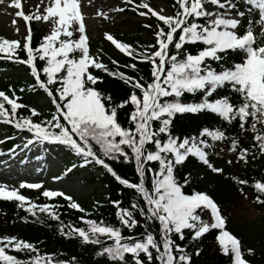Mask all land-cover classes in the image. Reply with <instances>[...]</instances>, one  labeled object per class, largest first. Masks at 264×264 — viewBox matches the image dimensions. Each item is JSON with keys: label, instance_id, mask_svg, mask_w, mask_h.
<instances>
[{"label": "snow or ice", "instance_id": "obj_1", "mask_svg": "<svg viewBox=\"0 0 264 264\" xmlns=\"http://www.w3.org/2000/svg\"><path fill=\"white\" fill-rule=\"evenodd\" d=\"M124 2L133 9L146 10L139 11L141 17L157 18L154 27L144 25L153 31L154 42L137 51L111 34H106V39L133 60L147 63V78L109 71L91 53L80 0H48L42 10L38 7L32 14L16 12L26 22L24 42L21 45L19 40L0 37V53L29 68L35 82L32 87L45 92L54 110L43 116L31 108L28 117H17V110L25 105L0 90V122L28 131L23 149L48 143L74 153L82 163H73L65 174L77 167L99 165L120 186L119 196L131 191L126 206L122 199L109 198L119 226L81 216L84 227L68 226L65 232L61 224L58 229L66 237L98 246L95 255L109 264H194L193 257L202 252L199 241L213 230L230 264H252L247 256H254L255 249L243 248L241 240L227 230V219L218 203L208 192L196 190L192 174L180 169L195 158L213 173L224 174V168L210 162L215 142L230 141L228 152L236 163L247 165L258 156L264 157V0H175L174 14H162V9L157 11L143 0L140 4ZM14 6L23 7L20 0H14ZM257 15L258 20L254 19ZM97 16L106 19L108 13L100 11ZM33 21L50 26L36 46L32 45ZM17 49H22L26 58L21 59ZM125 67L140 71L136 63ZM90 69L118 77L129 87L127 95L116 100L98 89L102 77ZM186 94L198 98L188 101ZM121 112H125L126 121H121ZM178 114H214L222 124L235 123L241 133H251L253 142L250 147L241 146L239 137H229L222 126H203L185 133L176 125ZM9 151L15 155L14 149ZM113 163L131 164L135 179L122 175ZM233 163L227 160L228 165ZM232 179L240 185L249 183L247 179ZM24 187L41 189L42 184L22 182L20 188ZM253 187L258 193L255 201L264 205V179H255ZM240 191L243 194V188ZM42 195L62 197L71 209L86 211L64 191L45 189ZM0 198L19 201L21 206L30 201L18 189L9 190L5 185H0ZM36 208L59 220L53 206L29 203L33 215ZM138 227L142 231L137 232ZM9 249L36 251L32 243L5 235L0 237L2 264H79L75 257L53 261L51 254L36 255L25 262L9 254Z\"/></svg>", "mask_w": 264, "mask_h": 264}, {"label": "trees", "instance_id": "obj_2", "mask_svg": "<svg viewBox=\"0 0 264 264\" xmlns=\"http://www.w3.org/2000/svg\"><path fill=\"white\" fill-rule=\"evenodd\" d=\"M175 7V0H171L170 8L172 14L175 13ZM254 19L258 20V15L254 17ZM157 23L158 21L156 20L155 23L151 25L154 27ZM254 27L256 30L259 29L257 25H254ZM31 28L33 33L32 45L36 46L41 41L45 30L43 28H37L34 23H31ZM141 28L142 26H139V30H141ZM114 38L120 42L132 45L137 51L147 46L138 40L126 41L116 36H114ZM22 44L23 42H21V45ZM90 51L93 55H96L94 39H90ZM102 53V57L99 61L104 63L109 71L125 72V74L129 76H143L145 78L149 76V65L145 62L133 60L125 53L114 56H108L106 53ZM17 54L21 59L26 58V53L22 49H17ZM4 56V53L0 55V90L5 91L10 98H18V103L25 105V107L17 110V117H28L30 115L29 109H31V105L35 107L34 109L42 113L43 116H47L50 111L54 110L53 106L43 90H39L38 87L35 89L32 87L35 82L30 74L29 68L25 65L7 60ZM113 61L117 63L114 64ZM37 63L38 66H40L41 62L38 61ZM130 63L137 64L140 70L139 73L125 67L126 64ZM90 71H92L94 75L102 77L103 82L101 83L98 81L97 83L98 89L106 93H111L116 100L127 95L129 87L118 77L114 78L100 70L90 69ZM21 89H23V91H21ZM185 98L191 101L198 97L194 98L190 94H186ZM41 99H45L48 102L42 104L40 102ZM5 107L10 110V105L6 102ZM126 111L127 109H125V112ZM125 112L120 113L121 121H126ZM32 119L37 121L36 117H32ZM175 122L177 127L184 130L185 133L193 132L198 127L203 126H208L210 128L222 126L229 137H239L241 146L250 147L253 142L251 133H241L235 123L232 125H228L226 122L222 124L219 118L214 114H178ZM0 126L4 132V149L6 151L10 149L17 151L19 149L16 148V145L19 144L18 138L21 135L29 134L28 131L16 129L13 124H7L5 122H0ZM215 144L214 150L210 151V162L215 166L224 168V174L213 173L207 166L202 165L195 158H190L180 171L182 173L190 172L193 177V187L196 190L208 192L218 203L222 215L227 219V230L241 240L243 248L255 249L254 256H247L252 264H264V219L248 220L247 228L244 229L242 226H239L241 230L239 231L233 228L235 221L232 214L233 209L239 204L241 198H249L254 208L258 212L264 214V205L255 201V197L258 193L253 187L255 179H264V157L258 156L256 160H250L247 165L243 164V162L236 163L235 156L228 152L230 141L215 142ZM51 145L55 148L62 146L59 144ZM222 147H225L228 156L234 160L233 165L226 164L222 166L220 164V160L217 158V152ZM74 163L79 165L82 161L77 159ZM112 166L127 178L135 179L134 168L131 164L113 163ZM82 168L88 171H99L101 175L89 174L87 182L103 189V192L94 191L92 196L89 197V200L85 202H80L73 197V200L78 202L86 210L84 213L71 209L69 207V202L62 197H44L42 191L51 188L45 187L43 184L41 189H29L27 187L16 188L21 194L30 198V201H26L23 206H21L19 201H9L0 198V237L5 235L16 236L18 239L32 243L36 249L35 252L9 249V254L15 255L18 259L24 260L25 262L36 255L45 256L46 254H51L53 261H71L72 258L75 257L79 261V264H109L104 257H97L95 255L98 246L86 244L76 237H66L58 229L61 224L65 226V232L69 230L68 226L84 227L83 221L80 220L81 216L96 219L98 221L103 219L108 223L119 226L117 218L114 215L115 208L109 202V198L112 200L122 199L126 206L132 193L130 190H125L124 196H119L117 194V189L120 186L101 166L90 165ZM232 177L247 179L249 183L240 185L237 180L232 179ZM0 185L5 184L0 181ZM7 188L9 190L12 189L8 186ZM240 188H243V194ZM185 190L191 191V189ZM262 199H264V197H262ZM97 202L100 204L99 207L96 206ZM29 203L36 205L48 204L53 206V210L59 215V220L52 218L48 212L40 211L39 208L33 209L35 212V215H33V213L28 210ZM205 218H207V216H205ZM123 231L125 235L129 234L127 229ZM136 231L140 232L142 229L138 227ZM217 235V231L213 230L211 233L201 238L198 246L202 249V252L200 256L193 257L194 264H230L229 258L220 251L218 241L216 240ZM186 242L187 241H185V243ZM106 243H111V241H106ZM177 243L182 242L177 240ZM189 250H191V248ZM0 264H2V262H0Z\"/></svg>", "mask_w": 264, "mask_h": 264}, {"label": "rangeland", "instance_id": "obj_3", "mask_svg": "<svg viewBox=\"0 0 264 264\" xmlns=\"http://www.w3.org/2000/svg\"><path fill=\"white\" fill-rule=\"evenodd\" d=\"M47 2L48 0H20L23 7L17 9L14 6V0H0V37L24 42L26 22L17 17L16 12L23 10L26 14H32L36 12L38 7L42 10ZM143 2L149 3L157 11L162 9V14H172L171 0H143ZM134 3L140 4L141 0H134ZM80 5L85 16L87 34L90 39L95 40V56H98L99 60L102 57V52L108 56L123 53L111 41L106 39V34H111L126 41L138 40L146 45L154 42L153 32L144 25L155 23L157 18L151 15L147 17L139 15V11L146 10L142 8L133 9L131 5H126L124 0H80ZM120 7H124L125 11H113V9ZM206 7L212 9L213 6L206 5ZM100 11L107 12L108 18L97 16V12ZM14 20L16 21L15 24H13ZM32 23L37 28H43L45 30L44 35L49 32L50 26L47 23L34 21ZM139 26H142L141 30H139ZM17 27L19 32L16 31ZM256 31L258 32L259 29ZM40 102L43 104L48 101L41 99ZM30 108L35 107L31 105ZM29 136L30 134H26L18 138L21 148L15 152V155L4 149L3 142L0 143V181L3 184L13 189L20 187L22 182L41 183L53 190L64 191L80 202L88 201L94 191L103 192L102 188L87 182L89 174L101 175L99 171H88L82 167H77L71 173L65 174L64 170L77 161L75 154L64 146L54 149L48 143L31 145L27 149H23V142ZM3 137L4 132L0 126V141H3ZM217 158L222 166H225L227 160L231 159L225 147L217 152ZM57 176L60 177L59 180L54 179ZM232 214L235 221L233 228L239 231H241L239 226L244 229L247 228L248 220L264 219V214L254 208L249 198H241Z\"/></svg>", "mask_w": 264, "mask_h": 264}]
</instances>
